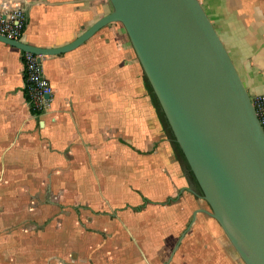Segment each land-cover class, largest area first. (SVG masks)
Here are the masks:
<instances>
[{"label": "crops", "instance_id": "crops-1", "mask_svg": "<svg viewBox=\"0 0 264 264\" xmlns=\"http://www.w3.org/2000/svg\"><path fill=\"white\" fill-rule=\"evenodd\" d=\"M198 1L250 97L264 94V0ZM18 7L20 41L44 48L112 11L109 0H0ZM40 62L52 93L38 115L22 51L0 41V264H104L109 247H89L88 233L120 245L129 233L130 264H245L216 220L194 215L205 201L120 23Z\"/></svg>", "mask_w": 264, "mask_h": 264}, {"label": "water", "instance_id": "water-1", "mask_svg": "<svg viewBox=\"0 0 264 264\" xmlns=\"http://www.w3.org/2000/svg\"><path fill=\"white\" fill-rule=\"evenodd\" d=\"M112 11L70 43L44 48L0 35L22 52H68L100 28L127 33L170 131L209 209L245 264H264V131L251 97L198 0H109ZM196 194V193H195Z\"/></svg>", "mask_w": 264, "mask_h": 264}, {"label": "built area", "instance_id": "built-area-1", "mask_svg": "<svg viewBox=\"0 0 264 264\" xmlns=\"http://www.w3.org/2000/svg\"><path fill=\"white\" fill-rule=\"evenodd\" d=\"M25 25L26 15L23 8L0 9V35L10 40H20ZM22 62L26 99L38 115L44 114L49 106L52 87L45 76L40 56L22 52ZM251 100L264 131V94L255 95Z\"/></svg>", "mask_w": 264, "mask_h": 264}, {"label": "rangeland", "instance_id": "rangeland-1", "mask_svg": "<svg viewBox=\"0 0 264 264\" xmlns=\"http://www.w3.org/2000/svg\"><path fill=\"white\" fill-rule=\"evenodd\" d=\"M155 97V95H154ZM193 187L195 189H197L196 185L193 184ZM202 207L203 208H206V209H209L207 203L205 202H202ZM202 209V208H200ZM203 223V222H202ZM201 223V224H202ZM219 225V224H218ZM218 225H215V226H212L211 228L213 229L212 233H222L221 232V228L220 226ZM207 228V227H205ZM84 234H87V233H84ZM129 233H121V245L119 243H116V244H113V239L112 237H108L107 235H105L104 239L100 240V242H98L97 238H96V235H94V233H88V244H89V247H96L97 245H100V246H105L106 248L109 247L111 249L108 248L109 252L110 253H103V254H100L99 256L101 257V260L100 261H97L99 263H104V264H111L113 261H117L118 257L119 256V253L122 249H126V252L122 253L120 255V258L121 259V264H130L131 262V259H130V255H129V241L127 239V236H128ZM100 239V238H99ZM133 242V240H132ZM119 246H120V249H119ZM122 246V247H121ZM124 246V248H123ZM113 251H117L115 254H113L114 252ZM74 256V255H72ZM89 257V263L88 264H94V261L95 260H91V258L94 256L92 254H85V257ZM76 257V256H74ZM115 258V259H114ZM133 262V261H132ZM96 264V263H95ZM112 264H117V263H112Z\"/></svg>", "mask_w": 264, "mask_h": 264}]
</instances>
